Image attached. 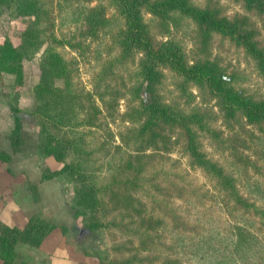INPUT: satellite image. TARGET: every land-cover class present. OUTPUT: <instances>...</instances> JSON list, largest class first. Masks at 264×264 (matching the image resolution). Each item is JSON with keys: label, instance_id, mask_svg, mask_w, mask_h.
<instances>
[{"label": "rangeland", "instance_id": "1", "mask_svg": "<svg viewBox=\"0 0 264 264\" xmlns=\"http://www.w3.org/2000/svg\"><path fill=\"white\" fill-rule=\"evenodd\" d=\"M184 1L245 30L264 51V8L257 4L264 0ZM47 15L43 33H53L64 41L58 49L72 61L73 88L78 94L80 112L83 111L79 130L87 148L76 154L68 150L65 158L83 159L90 164L99 201L97 206L79 212L74 178L59 172L50 179H40L42 168H61L51 155L38 153L39 133L30 114L35 105L33 86L40 76L42 46L22 61L23 83L18 91L12 87V74L3 73L0 82V149L10 150L6 138L13 126L10 104L20 109L24 141L0 170V221L22 226L30 214H37L63 226L65 232L54 229L38 246L18 243L17 259L29 264H190L174 251L170 217L176 215L180 221L182 216L193 215L194 208L184 200L186 191L211 192V180L199 169L188 166L173 128H164L157 140L140 134L145 116L139 114V97L134 90L139 54L120 55L116 37L124 28L123 20L111 0H50ZM90 16L96 19L93 26L86 21ZM144 17L154 38L176 42L191 62L215 64L235 89L264 100V70L238 38L200 24L176 9L146 12ZM29 24L27 17L15 16L6 9L0 12V36L8 35L18 41L21 29ZM161 87L164 97L180 108L198 105L202 118L214 130L213 137L201 132L203 149L237 174L242 194L257 198L255 189H250V184L244 186V181L257 180L264 188V127L227 113L207 87L170 74L165 75ZM139 94L146 96L143 88ZM155 172L153 180H147ZM169 177L175 183H170ZM105 178L107 183L114 180L113 186L111 191L101 193L100 202V185ZM124 180L132 183L127 186ZM30 184L35 189V200L28 188ZM207 197L202 195L199 210L220 218L222 237L233 222L245 221L255 230L261 258L250 264H264V213L220 206ZM258 198L264 208V201Z\"/></svg>", "mask_w": 264, "mask_h": 264}, {"label": "trees", "instance_id": "2", "mask_svg": "<svg viewBox=\"0 0 264 264\" xmlns=\"http://www.w3.org/2000/svg\"><path fill=\"white\" fill-rule=\"evenodd\" d=\"M257 4L263 5L259 7L264 8V2L258 1ZM111 5L124 23V28L116 37L120 55L124 57L135 52L139 54L134 71V90L135 96L139 97V114L145 116L144 123L139 127L140 134H148L151 140H157L164 128H173L187 156L188 166L191 169H199L211 180V192L207 189L203 191L206 197L209 196L208 199L220 206L263 214L264 208L260 207L261 200L258 198L261 197L264 201L262 183L257 180L244 181V186L250 184V189H255L257 198L251 194L253 199H250L242 194L237 174L235 176L223 163L208 156L202 147L201 132L205 131L213 137L214 130L202 118L198 105L189 109L180 108L164 97L161 84L165 75L170 74L181 81L207 87L215 94L227 113L238 114L259 128L264 127V100L252 98L235 89L215 64L199 60L191 62L176 42L154 38L144 16L146 12L153 13L166 8L179 10L200 24L223 30L238 38L263 70L264 51L257 47L245 30L238 29L225 19L201 11L184 0H111ZM4 9L15 16L27 17L30 24L21 29L18 41L8 35L0 36V82L3 73L12 74V87L18 91L23 83L22 61L32 57L44 46L39 59V80L33 86L35 105L30 114L39 133L38 153L51 155L61 163V168H42L40 179L47 180L59 172L66 173L77 182L74 189L78 211L81 212V209L88 206L95 207L99 196L90 164L83 159L65 158L68 150L75 154L82 153L87 146L79 130L83 111L80 112L78 94L73 88L72 61L65 58L58 49L64 41L55 34H45L42 30L43 24L49 20L47 11L50 9V0H0V12ZM93 10L94 8L90 12ZM86 21L93 26L96 19L90 16ZM142 88L146 93L145 98L139 94ZM9 109L13 121V126L6 135L10 150L0 149V170L3 164L10 160L11 154L18 152L24 144L20 109L15 104H10ZM156 174L157 172L151 173L147 180H153ZM172 178H168L169 182L175 183L171 182ZM107 181L105 178L104 183L100 185V202L103 191H111L113 186L114 180L108 183ZM123 183L128 186L132 182L124 180ZM184 184L191 186L186 180ZM28 188L34 194L35 200L37 197L34 187L30 184ZM199 192L197 189L186 191L187 197L184 198L186 204L191 209L194 208L193 215L182 216L180 221L176 215L170 217L174 251L183 258L186 257L190 264H234L237 261L257 263L261 258V250L255 230L249 228L245 221L233 222L226 232L227 235L222 237L220 218H213L210 212L204 214L199 210V205L203 202V194ZM261 219H264V216H261ZM90 222L96 223V220L91 219ZM102 225L100 220V226ZM54 229L65 232L63 226L37 214H30L22 226L8 225L0 221V264H29L17 259L16 245L25 243L38 246Z\"/></svg>", "mask_w": 264, "mask_h": 264}, {"label": "crops", "instance_id": "3", "mask_svg": "<svg viewBox=\"0 0 264 264\" xmlns=\"http://www.w3.org/2000/svg\"><path fill=\"white\" fill-rule=\"evenodd\" d=\"M5 149H7L6 147H5ZM37 156H38V158L40 159V154H37ZM31 201H32V196H31ZM21 207V206H20ZM22 210V209H21ZM26 210V209H25ZM1 217V216H0Z\"/></svg>", "mask_w": 264, "mask_h": 264}]
</instances>
